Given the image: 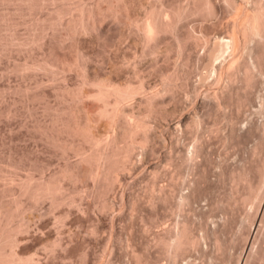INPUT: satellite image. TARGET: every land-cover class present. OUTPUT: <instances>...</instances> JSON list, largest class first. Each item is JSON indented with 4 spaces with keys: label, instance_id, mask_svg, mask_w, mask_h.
Wrapping results in <instances>:
<instances>
[{
    "label": "rangeland",
    "instance_id": "1",
    "mask_svg": "<svg viewBox=\"0 0 264 264\" xmlns=\"http://www.w3.org/2000/svg\"><path fill=\"white\" fill-rule=\"evenodd\" d=\"M5 1L0 0V36L3 38H0V45L3 42V44L6 45L5 47L9 44H11V46H9L10 48L7 47L8 49H3V52L2 48L5 47H3V44L0 46V180L2 181H0V195L3 192L5 196L7 194V196L4 197L7 202H13L14 199L18 197V194L10 191V188L11 186H13L14 189L18 188L19 186L17 187V185H19L20 181L25 179L26 175H30L31 173V175L36 177L35 179H40L44 175L48 176V174L57 170L61 163L63 164V161H66L64 159L65 156L64 158L61 157L62 155L59 153L60 151L58 152V147L56 148V146L54 147L53 145H50L52 143L47 141L48 139L42 135V127L40 128V125H46L51 122V117L56 108L66 105L63 107L66 110L69 108L67 106L71 105L69 109L71 113L73 111L71 108L75 106L81 108V106H84L85 104L84 107H89L90 109L89 111V109L86 108L85 114L89 112L88 114H91L92 116H88L97 121H94L95 123H93V125H96L92 128L93 131H95L94 128H96L95 132H99L103 137L113 133L112 129H109L106 119H103V122L101 121L102 119H99L100 121L95 119L97 114H94L96 109L93 105L97 107V103L92 100L93 98L90 97L91 99L88 101L89 96H87V100L84 99L83 101V98L81 97L82 95H84L83 97H86V94L83 93V91L85 89L86 91H91L93 89L92 86V89L91 87L89 89L87 85H85L82 87L80 93L74 91V95L77 93L76 96L82 93V95H79L80 99L82 98V101H80L79 97L74 96L76 97L74 98L72 95L73 93H71V95L69 94L73 97V100L75 99L74 103H76L78 98L77 101H80L78 106L73 104V100L70 99V96L67 94V96L65 95L67 92V85H69L70 88H73L75 85L74 88L76 89V86L78 85L77 82L79 83L82 78L80 76H82V70L85 69V64L80 61H85L86 70L88 69L90 75L92 73L93 75L99 74V77L113 75L115 80L118 76L116 81L119 79L120 82L126 81V78H128L127 81H129V77L133 74L132 70L139 74L141 71L140 76H142H139L138 79L140 80L143 78L146 80L145 78H147L149 81L147 80L146 82L151 84L154 88L156 85H159L156 86V88L162 87L161 71L165 72L164 74L171 73L173 75H182V77L177 75V78L181 77L184 81L183 82L181 78H176L177 80H175V82L178 81V83L176 82L175 84L177 90L174 87L172 91L175 93V96H173L175 99L172 97L173 100L171 99V101L169 100L170 98H166L165 100L164 94V98L162 97L163 105L162 100H160L163 107L161 105L158 107L157 105L156 108H158V112H154L155 109L154 111L151 110L154 112L153 114H151V111V115L147 113V116H150H146V120L147 118L149 119L147 132L148 134L152 132L151 134H153L154 137L150 134L152 136L150 139L151 141L147 143L142 142L141 132L136 134V148L132 153L133 155H131L132 158L127 162V170H117L118 172L116 171L113 173L114 178L110 181L108 180V183L110 184L102 185V187L101 185H94L93 180H90V178L87 177V172H84L83 175L81 174V177L86 175L87 178L82 177L83 180L79 175V178L77 179L79 181L75 180L74 182L71 180V182L68 179L63 181L65 184L64 188H69L65 189V191L67 190L66 193L69 191L67 193L69 196L66 195L67 198L63 204L56 203V205H52L50 200H48L49 198L41 199L42 201L39 199V202L37 201L36 203L34 200L29 201L30 198L28 199L25 195L24 198L21 196L22 199L28 201L30 205V207L26 209L27 212L25 211L24 213V216H26L25 218L30 221L28 222L30 227L28 226L26 231L18 235V244H21L17 246V250L23 255L32 254L34 257H36V254L42 255L41 258L39 257L40 255L37 257L40 259L41 264H43L42 262H44V264H240L241 261L238 259L241 256V258H244L246 251V264H264V58H262V56L264 57V43L261 41L258 42L257 38L252 39V42H250L249 37L251 36V33L248 29L246 30L249 33H242L241 30L239 32V29L244 26V24H242L243 17L247 12H250L248 13L250 15L255 12L256 0H210L211 3L214 2V7L212 6L213 9H206L214 11V8H216L214 13L208 11L209 14L204 11V14H209L208 17L210 18H205L207 16H203V18L201 17L203 15L202 10L205 8L199 10V13L196 12L195 15L190 14L189 17L186 16L183 21L186 20L181 23L184 27L180 24L183 28L180 26L181 29H179L182 31L179 34H186L189 29V32L193 31V35H189L190 37L192 36L190 40L187 35H185L187 37L184 39L187 40L185 47L187 44L189 52H187V47L184 48V51L186 50L188 56H184L185 53L179 54L174 46L168 48V45L170 44H168L167 41H169L170 38L166 36L170 33L166 34L164 38L165 41L167 39L169 40H167L166 43L162 40L161 47L159 44V49L161 51L158 49V53L154 54L146 53V49L142 44L139 45L141 42L138 39H134L135 34H133V30H131L133 28H129L131 26L129 24L130 22H128L125 17L132 19L136 16L138 17V15L139 17L141 15L143 16L147 10L146 5L147 2L149 3V0H141L145 4L143 7L146 10L142 8L140 3L136 5L140 0H134V3L131 2L133 5L129 0L127 5L131 4V7L130 5L127 6V10L129 11L131 8L130 17L128 14H124V12L128 13L126 8L124 9L125 11H122L124 16L121 17L122 14L120 15L121 18L117 16L118 19L120 18L121 20L113 19V16L111 17V15L108 14V16H100L98 19L99 21L97 20L98 22L96 21L97 23L95 24L97 31H92V29H94L92 27V29L89 28L91 32L89 30H86L87 32H79L72 36L73 38L70 37L66 40L63 39V37H60L58 31L53 33L51 28H47V32L46 29L43 30V39L39 38L38 41H33L35 44H33L28 38H30L29 36L31 35L33 36L32 33H34L37 28L32 30L31 33V24L29 23L33 22L38 24V29L35 32L37 35L40 32L39 27L42 24L44 17H46L48 11L50 13L53 11L51 9L56 7V5L54 6V3L56 2L52 3L53 6L50 2L48 5L44 2L47 6L43 4L44 6L42 7V4L40 3V6L36 5V8L34 6H32L34 8H30L28 7L29 4L25 7L27 4H24L26 3L24 0H22L24 1L23 3L20 0L19 2L18 0H9L10 4L9 2L5 3ZM86 1L87 0H85V2ZM90 1L93 0H89L87 3ZM193 1L194 0H191V4L197 0ZM165 2L170 1L165 0ZM189 2L190 0H179V3L183 5H186ZM260 2L263 3V0ZM150 3L155 4L156 1L150 0ZM49 4H51V6ZM133 6H135V8L132 9ZM189 6H191L190 3ZM133 11H139V14L136 13V15H134ZM200 13L202 14L201 16H199ZM1 14L5 16L3 20ZM101 21L103 23H100ZM235 30L236 32H239L238 34L243 42L244 39H246V41L249 39L247 42L254 46L255 57H258L260 54L259 60L262 59L257 61L256 57V63H259L260 65L256 64V67L252 65L253 67H250L252 70L250 74H245V64L242 63H250L249 65H251V60L253 61V59L248 57L249 55H247V52L244 50V53H242L244 55H240V60L238 61L239 64H237L238 66L234 67V70L231 69V72H227L229 76L225 73L220 79L218 76L219 74L217 73L219 72L217 71L219 69L212 71L208 70L205 66L209 50L208 47L210 45L212 46L218 39L228 40ZM134 33L137 34V32ZM244 33H247L248 36L247 34L243 35ZM10 35L13 38V35H15V39L19 40L17 41L14 39V41ZM138 35L139 34H137V37L135 38H138ZM4 37H8V41L7 39H5V41ZM170 37L172 38V36ZM137 40L139 43H137ZM133 41L136 43H133ZM6 42L8 44H6ZM14 43H21L22 45L19 44V46H17L18 44L14 45ZM141 46L145 51H143L144 49L142 50ZM80 51L83 52L81 53ZM79 52L83 56V60L80 59L82 57H79ZM141 52H143V55ZM190 52L192 57H189L188 53ZM77 55L80 61L76 58ZM33 58H45L47 60L50 59V61L54 60L55 62L53 63H57V66L60 64V70L58 67H55L57 73H55V68H53L54 71H51V73H49V71L35 70L38 71L37 73L35 72V74L34 72L29 73L32 71L31 69L20 70H25L26 72L29 71L25 73V75H23V72H18L19 70L17 71V69L15 71L13 70L16 66L14 65L15 62H17L15 64L21 65L24 60L30 62ZM225 58L217 59V66H220L221 62H227L229 57L225 56ZM76 59L77 61H75ZM67 61L74 63V66L72 64V67H70V62L67 63ZM20 62L21 64H18ZM78 62H80V64L82 63L81 65H83V69H81L82 66L80 68ZM65 63L69 64L66 65L71 68H69L70 70L65 66ZM77 63L78 66H76ZM133 63L137 64L134 66ZM61 65L65 66L67 70H65V68L64 71L61 70L63 69ZM114 65L117 68L120 66V69H124L125 73L118 68L120 72H118V74H120V76L117 73L115 74L117 69L115 70ZM137 65L139 67L138 72L135 71L138 68L136 67ZM87 66L90 69L87 68ZM133 66L136 68L132 69ZM98 67H101L103 72L101 71V68L99 69ZM112 68H114V71ZM128 69L131 70V73L130 71L127 72ZM62 71L63 73H58ZM53 72L54 75L52 74ZM126 72L130 75H126ZM123 73L124 75H121ZM184 75L186 77H184ZM62 76H64V79ZM204 76L205 78L202 79ZM244 76L247 78H244ZM136 77L137 75L135 76V80H138ZM214 77L215 79L218 77L219 82L217 80L218 78L216 81ZM41 80L43 83H41ZM36 81H39V83ZM150 81L156 83H151ZM132 82H134L133 84L138 83V81H134V78L132 79ZM36 83H38V86ZM61 84L64 85L63 87L67 84L65 87L66 92L64 93L61 91L63 90V88H60L62 87ZM27 86L30 87L27 89ZM25 88L29 92L25 91ZM34 89L39 90L38 93L42 92L40 95L45 91L44 94L46 97L42 95L45 98L42 97L41 99L40 96L39 100L35 99V101L34 99H28L32 92L37 91ZM75 89L70 90L68 93L73 92ZM197 89L201 90L198 91ZM172 92L170 91L171 95ZM213 92L214 95H211ZM63 94L66 97L63 96ZM61 95L63 97L62 99ZM64 97L66 98L65 100ZM168 97H170V95ZM211 97L213 99H211ZM216 98L219 101H217ZM133 100L135 101V99L129 100V104H133ZM91 101L94 102L93 105V102ZM201 101L204 103H201ZM213 101H216V103L214 104ZM217 102L219 104H217ZM47 104L49 105L48 108L46 107ZM196 104H199L200 106H197ZM14 108L17 114L16 112L15 114L12 113ZM75 109L73 117L77 121L78 117L75 115L81 113L82 110L79 109L81 110L79 111L76 109L78 111L77 113ZM163 110L166 111V113H163ZM85 114L83 113V117L80 116V118L82 117V120L84 119V116H86ZM67 115H64L66 120L68 118ZM79 115L81 114H78V116ZM182 116L186 117V121L188 122H180L179 119ZM69 119H71V117L68 118V122ZM98 122H100L98 126L102 125L101 127L99 126V129L96 124ZM183 122L186 123L183 124ZM99 133L97 134L99 135ZM195 140L197 143H194ZM80 141L81 143L79 142V145L81 144V147L83 146L87 150L90 148L88 142H83V140ZM192 142L195 144L196 148L201 145L200 152L199 148L197 150L199 152L198 154H196L197 151H194L195 153L190 151V146L193 145ZM121 143L123 144V142ZM196 144H198V147ZM152 147L157 148L156 151L151 149L155 154L149 150V148ZM90 149H92V147ZM184 150H186L184 154L187 153V160L186 157L182 160ZM69 152L67 153V161H69L68 158L72 162L76 161L78 157L76 153H73V151ZM188 152L191 154H188ZM193 154H195L196 157L192 158L194 156ZM187 155H190L192 159ZM13 160L14 162L16 161V163H13ZM150 162H152L154 166L149 164ZM85 164L82 163L79 166V169L81 167V170L86 171L84 167H87V165ZM33 165L35 168H33ZM41 166L43 168H40ZM155 166L156 168H154ZM79 173H81L80 170ZM92 189L93 192H91ZM161 190L164 192H161ZM168 192L171 194H168ZM182 192L185 193V195L189 192L190 195L187 196L189 201L186 200L184 205L179 207L178 211L176 207L178 201L181 199ZM165 194L167 196H165ZM68 197H73V201L75 199L78 204H74L75 201L73 203L71 199V206H69L70 203H68V201L70 200ZM104 201L108 206L103 207ZM66 202L68 204H66ZM68 210L70 211L68 212ZM61 214H64L63 220ZM154 220H156V223L158 221V223L150 226V229L149 225ZM183 220L187 223L185 225L187 226L186 229L190 226V229H187V233L191 234L193 239L195 236L196 241H194L195 244L192 243L190 247H188L189 244H186V247L184 245L187 250L182 251V247L180 250V252H182L180 256L178 254L175 259H172L170 255V257H168V254L166 255V253H163L162 245L160 243L158 244L155 239L159 236V232H165L163 229L166 227L168 228L170 225L174 226V223L176 224L177 221L182 224ZM146 226L148 228H146ZM155 232L158 233L156 234ZM189 234H187L188 237H190ZM57 238L62 241V245L60 244L61 241H58L59 239ZM248 238L250 244L248 248H245V242L249 241ZM51 240H53V242ZM50 241L52 242V246L49 244ZM55 241L59 242V245H56V247L53 246ZM151 242L154 243V245ZM46 245L50 252L43 247ZM49 246H51L52 249L51 247L49 248ZM53 248L54 250L56 249V253H54ZM50 249L53 250V252ZM137 254H139L138 258L136 257ZM54 256H57L59 259ZM65 260L66 262L68 261V263H66Z\"/></svg>",
    "mask_w": 264,
    "mask_h": 264
},
{
    "label": "bare ground",
    "instance_id": "2",
    "mask_svg": "<svg viewBox=\"0 0 264 264\" xmlns=\"http://www.w3.org/2000/svg\"><path fill=\"white\" fill-rule=\"evenodd\" d=\"M3 1V0H2ZM5 1V0H4ZM12 1V0H11ZM22 3L25 1L26 3H24V4H27V5H25V7L26 6H28V4H29V6L28 7H32V6H40V3L42 4L41 6L43 7L44 5H48V3L50 2L51 4L53 3V2H56V3H54V6L56 5V7L54 8V9H51V10H53L51 13L48 11L47 12V15H46V17H44V20H43V22H42V24L40 25V27H39V29H40V32H39V30H38V34L36 35V31H37V29H38V24L37 23H33V22H31V23H29V24H31L30 26H31V33H32V30H35L36 28V31L34 32V33H32L33 34V36L31 37V36H29L30 38H28V39H30L32 42L33 41H38V39L40 38H42V37H44L43 36V34H44V31L43 30H45L46 29V32L48 31V29L47 28H51L52 30H53V33H55V31H58V34L60 33V37H63V39H67V38H73L72 36H74L76 33H79V32H84V31H86V30H89V28L90 29H92V27L94 28V29H92V31L93 30H96L97 28H95V24L99 21L98 19L100 18V16L102 17V16H108V15H111V17L113 18V19H117V20H121L120 18L122 17V16H124V14H128L129 15V17H130V10H131V8H130V10L128 11L127 10V6H129L130 5V7H131V2H133L134 3V0H130V3L131 4H128L127 5V2L129 1V0H93V1H90L89 3H87V1H89V0H87L86 2H85V0H79V1H74V0H24V1H22V0H20ZM144 1V0H143ZM156 1V3L155 4H152V3H154L153 1H151L152 3H150V0H149V3L147 2V7H148V5H149V7L147 8L146 7V9L143 7L145 4L140 0V2H137V4H136V1H135V4L136 5H138L139 3L142 5V8L143 9H145L146 11H145V14L142 16L141 14V16L139 17V15H138V17L136 16L135 18H132V16H131V18L132 19H130V18H128V17H125L126 19H127V21L128 22H130L129 24L131 25L129 28H133V29H131V30H133V34H135V37H137L136 35L137 34H139L138 36V38H135L134 37V39H138L141 43H139V41L137 42V43H139V45L140 44H142V46L146 49V53H149V54H154V53H158V51L160 50L159 48L161 47V44H162V42L163 41H165L164 40V38H165V36H166V34H169V35H167L166 37H168V38H170V40L169 39H167V40H169L170 41V43H169V41H167L168 42V44H170V45H168V48H170V46H174L176 49H177V51L179 52V54L181 53V54H184V56L186 55V56H188L187 54H186V50L184 51V48H186L187 47V44H186V47H185V43H187L186 41L187 40H184V39H186V37L188 36V39L190 40L191 39V37L189 36V35H193V31L192 32H189L190 31V29H189V31H187L186 32V34H183V36H182V34H179L181 31H180V29L181 28H183L184 26H183V24H181L182 23V21H183V19L184 18H186V16H188L189 17V15L191 14V15H195V13L197 12V13H199L198 11L199 10H202L203 8H205V9H203L202 11H203V15L200 13L199 14V16H201L202 18H203V16H207V17H205V18H210V17H208V15L211 13V12H215L216 11V8H214V11H209V10H207V9H211L212 8V6L214 7V5H213V3L214 2H212L211 3V1H213V0H197L196 2H194L193 4H191V0H190V5L191 6H189V3L188 4H186V5H183V4H181V3H179V0H168V1H170V2H165V0H155ZM231 1V0H230ZM260 1H262V0H256V2L257 3H255V5H256V7H255V12H253L251 15L250 14H248V13H250V12H247V14L246 13H244V14H246L244 17H243V22H242V24H244V26L242 27V28H240L239 29V32H240V30L242 31V33L243 32H247V30L246 29H248V31L250 30V33H251V36L249 37L250 38V42H252V39H258V42L259 41H261L262 43H264V0H263V3L262 2H260ZM6 2H9V0L8 1H5V3ZM18 2H19V0H18ZM44 2H46V4H44ZM143 3V4H142ZM237 3H239V2H237ZM254 3V2H253ZM9 4H10V2H9ZM44 4V5H43ZM51 4H49L50 6H51ZM134 4V5H135ZM227 4V3H226ZM228 4H229V2H228ZM247 4V3H246ZM250 4V3H249ZM14 5V4H13ZM22 5V4H21ZM46 5V6H47ZM133 5V4H132ZM49 6V7H50ZM52 6H53V4H52ZM233 6H234V4H233ZM243 6V5H242ZM27 7V8H28ZM34 7H32V8H34ZM137 7V6H136ZM139 7H141V6H139ZM251 7V6H250ZM30 8H28V9H30ZM36 8V7H35ZM38 8V7H37ZM40 8V7H39ZM53 8V7H52ZM126 8V11L128 12V13H126V12H124V14H123V12L122 11H125L124 9ZM133 8H135V6H133L132 7V9ZM207 8V9H206ZM21 9V8H20ZM122 9V10H121ZM140 9V8H139ZM213 9V8H212ZM25 10V9H24ZM50 10V11H51ZM135 10H138V9H135ZM207 10V11H206ZM7 11V10H6ZM18 11V10H17ZM202 11H200V12H202ZM204 11L205 12H207V13H209V14H204ZM209 11V12H208ZM3 12V11H2ZM23 12V11H22ZM30 12H32V11H30ZM121 12V13H120ZM134 12V15H136V13H138L137 11L135 12V11H133ZM143 12V11H142ZM1 13V12H0ZM7 13H9V12H7ZM17 13V12H16ZM192 13H194V14H192ZM27 14V13H26ZM108 14V15H107ZM119 14V15H118ZM122 14V15H121ZM139 14V13H138ZM2 15V14H1ZM4 15H5V13H4ZM9 15V14H8ZM120 15H121V17H120ZM127 15V16H128ZM243 15V14H242ZM3 16V15H2ZM1 16V17H2ZM11 16V15H10ZM37 16V15H36ZM44 16V15H43ZM117 16H119L120 18L118 19V17ZM126 16V15H125ZM196 16H197V14H196ZM212 16V15H211ZM214 16V15H213ZM4 17L5 16H3L2 17V20L4 19ZM114 17H116V18H114ZM187 17V18H188ZM198 17V16H197ZM23 18H24V16H23ZM105 18V17H104ZM10 19V18H9ZM102 19V18H101ZM130 21H129V20ZM2 20H1V22H2ZM6 20H7V18H6ZM6 20H4V21H6ZM98 20V21H97ZM186 20V19H185ZM184 20V21H185ZM42 21V20H41ZM97 21V22H96ZM114 21V20H113ZM125 21V20H124ZM183 21V22H184ZM10 22V21H9ZM13 22V21H12ZM11 22V23H12ZM117 22V21H116ZM127 22V23H128ZM188 22V21H187ZM204 22V21H203ZM5 23V22H4ZM7 23V22H6ZM100 23H103L102 21L100 22ZM8 24V23H7ZM128 24V25H129ZM183 26H181V25ZM3 25V24H2ZM16 25V24H15ZM28 26V25H27ZM180 26H181V28H180ZM96 27H97V25H96ZM9 28H10V24H9ZM8 28V29H9ZM180 28V29H179ZM12 29V28H11ZM7 30V29H6ZM30 30V29H29ZM184 30V29H183ZM193 30H195V29H193ZM244 30V31H243ZM11 31V30H10ZM90 31V30H89ZM97 31V30H96ZM179 31V32H178ZM238 31V30H237ZM3 32V31H2ZM87 32V31H86ZM91 32V31H90ZM134 32H137V34L136 33H134ZM239 32H236V30H235V32L233 33V34H231V36H230V38L228 39V40H224V39H221V40H215L216 42L210 47L209 45V47H208V55H207V61H206V64H205V66H206V68H208V70H217V69H219V70H217V71H219V72H217L219 75V78L221 77V76H223L225 73L227 74V72L228 71H230L231 69L232 70H234L233 68L234 67H236V66H238L237 64H239V58H240V55L242 54V53H244V50H245V52H247L246 54L247 55H249L248 57H250V58H252L253 59V61L251 60V62H252V64L251 65H249L248 63H242V64H245V71H244V73L245 74H247V75H249L250 74V72L252 71L251 69H250V67L252 68L253 66H257L256 64H259V63H256V57H255V52H254V46H252V44L251 43H248L247 41H249V39H247V41H246V39H244V42H243V40L241 39V37H240V35L238 34ZM20 33V32H19ZM43 33V34H42ZM189 33V34H188ZM247 33H249V32H247ZM246 33V34H247ZM8 34V33H7ZM12 34V33H11ZM14 34V33H13ZM42 34V35H41ZM57 34V33H56ZM81 34V33H80ZM87 34V33H86ZM132 34V33H131ZM196 34V33H195ZM194 34V35H195ZM245 33L243 34V35H246ZM54 35V34H53ZM62 35V36H61ZM90 35H91V33H90ZM99 35V34H98ZM97 35V36H98ZM102 35V34H101ZM130 35V34H129ZM185 35H187V36H185ZM2 36H3V34H2ZM11 36V35H10ZM14 36V38L11 36V38H13V40L15 39V35H13ZM27 36V35H26ZM56 36V35H55ZM170 36H172V38H173V40H172V38L170 37ZM247 36H248V34H247ZM246 36V37H247ZM17 37V36H16ZM47 37V36H46ZM59 37V36H58ZM60 37H59V39H60ZM131 37H133V36H131ZM197 37V36H196ZM245 37V36H244ZM0 38H2L1 36H0ZM10 38V39H11ZM74 38H76V37H74ZM218 38V37H217ZM3 39V38H2ZM1 39V40H2ZM5 39H7V41H8V37L7 38H5L4 37V40ZM27 39V40H28ZM43 39V38H42ZM56 39V38H55ZM63 39H61V40H63ZM102 39V38H101ZM105 39V38H104ZM199 39V38H198ZM4 40H2V41H4ZM13 40L11 39V41L13 42ZM15 40H19V39H15ZM14 40V41H15ZM29 40V41H30ZM69 40V39H68ZM77 40V39H76ZM75 40V41H76ZM133 40V39H132ZM163 40V41H162ZM6 41V40H5ZM10 41V40H9ZM166 41H165V43H166ZM221 41V42H220ZM26 42H28V41H26ZM31 42V43H32ZM35 42H33V44H35ZM40 42H41V40H40ZM63 42H66V41H63ZM135 41H133V43H134ZM173 42V43H172ZM256 42V41H255ZM5 43V42H4ZM10 43V42H9ZM23 43V42H22ZM39 43V42H38ZM61 43H62V41H61ZM104 43V42H103ZM105 43H106V41H105ZM136 43V42H135ZM172 43V44H171ZM194 43V42H193ZM261 43V44H262ZM2 44H3V42H2ZM1 44V45H2ZM6 44H8L7 42H6ZM13 44V43H12ZM15 44H18V43H14V45ZM19 44H21V43H19ZM19 44L17 45V46H19ZM55 44V43H54ZM76 44V43H75ZM159 44H160V47H159ZM0 45V46H1ZM22 45V44H21ZM29 45H32V44H29ZM56 45V44H55ZM69 45V44H68ZM106 45V44H105ZM136 45V44H135ZM138 45V44H137ZM190 45V44H189ZM259 45V44H258ZM263 45V44H262ZM6 45L5 44H3V47H5ZM9 46H11V44H9L7 47H9ZM25 46V45H24ZM132 46V45H131ZM142 46H141V48H142ZM7 47H5V48H2V52L4 51L3 49H8ZM13 47H15V46H13ZM69 47H71V46H69ZM73 47V46H72ZM258 47V46H257ZM10 48V47H9ZM16 48V47H15ZM21 48V47H20ZM144 48H142V50L144 49ZM166 48V47H165ZM14 49V48H13ZM145 49L143 50V51H145ZM159 49V50H158ZM173 49V48H172ZM187 49V52H189L188 51V47L186 48ZM190 49V48H189ZM264 49V48H263ZM78 50H80V49H78ZM167 50V49H166ZM165 50V51H166ZM171 50V49H170ZM259 50V49H258ZM161 51V50H160ZM184 51V52H183ZM81 52V51H80ZM79 52V53H80ZM83 52V51H82ZM81 52V53H82ZM183 52V53H182ZM192 52V51H191ZM191 52L190 53H188L189 54V57H192V54H191ZM261 52V51H260ZM262 52H263V50H262ZM78 53V54H79ZM81 53L79 54V57L81 56L82 58H80V59H82L83 60V56L81 55ZM142 53V55H143V52H141ZM145 53V54H146ZM160 53V52H159ZM168 53V52H167ZM31 55V54H30ZM141 55V54H140ZM158 55V54H157ZM168 55V54H167ZM242 55H244V54H242ZM258 55V54H257ZM225 56H228L229 57V59H228V61L227 62H225V63H223V62H221L220 63V66H217V63H216V61H218L219 60V58H225ZM260 56V54L258 55V57H257V61H260L262 58H264L263 56H262V58L259 60V57ZM31 57V56H30ZM51 57V56H50ZM188 57V58H189ZM28 58V57H27ZM76 58H78V55H77V57ZM187 58V57H186ZM227 58V57H226ZM225 58V59H226ZM55 59V58H54ZM56 59H57V57H56ZM79 59V58H78ZM80 59L78 60V61H80ZM85 59V58H84ZM189 59H191V58H189ZM218 59V60H217ZM242 59V58H241ZM28 60H30V59H28ZM27 60V61H28ZM224 60V59H223ZM59 61V60H58ZM62 61V60H61ZM66 61V60H65ZM72 61V60H71ZM75 61H77V59L75 60ZM157 61V60H156ZM155 61V62H156ZM53 62H55L54 60L53 61H50V59L49 60H47V59H35V58H33V59H31L30 60V62H26V60H24V62H22V64H21V62L20 63H18V64H21V65H17V64H15V63H17V62H15L14 63V65H16L15 67H14V65H13V70L15 71L16 69H17V71L18 72H23L22 74L23 75H25V73H27V72H29V71H20V70H23V69H31L32 71H30L29 73H33L34 72V74H35V72L37 73L38 71H35V70H43V71H49V73H51V71H54L55 70V73H57L56 72V68L55 67H58V69H59V67H60V64H58L59 66H57V63L55 64V63H53ZM68 62H70V61H67V63ZM80 62H82L83 64H85L84 66H85V69H83V65H81L80 64ZM80 62H78L80 65V68H81V66H82V68L81 69H83L82 70V74L80 73V72H78V73H80L82 76H80V77H82L81 79H80V81H79V83L77 82V86H76V89L74 88L75 87V85H74V87L72 88H70V86L69 85H67L68 87H69V89H68V87H66V85H65V87L68 89H66V91H65V87H63L64 85L63 84H61V86L62 87H60V88H63V90H61V91H63L62 93H64V92H66L65 93V95L67 94L68 96H70L71 95V93H73L72 95H73V97L74 96H76L77 95V93H80L81 92V90H82V87H84L85 85H87V87L90 89V87L92 86L93 87V89H92V87H91V91H86V89L83 91V93H85L86 94V97H83L84 95H82V93L81 94H79V95H82L81 97L83 98V101H84V99L85 100H87V96H89V98H88V101H89V99H91L90 97H92L93 99L92 100H94V102L95 103H97V107L95 106V105H93L94 104V102L93 101H91V102H93L92 103V105L94 106V108L96 109V112H94V114H97V117H95V119H102L101 121L103 122L104 120L103 119H106L107 120V123H108V127H109V129H112V131H113V133L112 134H110V135H107V136H104L103 137V135H101L99 132H97V133H99V135L95 132L96 131V128H94L95 129V131H93V127L94 126H96L95 124L93 125V123H95V122H97L96 120H94V118L92 119L91 117H89L90 115L88 114L89 112H87V114H85L86 113V108H88L89 109V107H84L85 106V104H84V106H83V108H82V106H81V108H77L76 106L75 107H73V108H71L72 110V112L70 113V106H67V107H69L68 109H66L65 110V108H63V107H65L64 105H63V107H59V108H56L54 111V114L52 115V117H51V122L49 123V124H46V125H40V128L42 127V135H44L45 137H46V139H48L47 141H49V142H51L52 144H50V145H53L54 147L56 146V148L58 147V152L62 155L61 157H63L64 158V156H65V160L66 161H63V164L61 163V165L58 167V169L57 170H55V171H53V172H51L50 174H48V176H43L42 178H40V179H35L36 177H34L33 175H31V173H30V175H26V177H25V179L24 180H22V181H20V183H19V185H17V187L18 188H15L14 189V187L13 186H11V188H10V191H12V192H14V193H16V194H18V197L16 198V199H14V201L13 202H7V201H5V198L4 197H6L7 196V194H6V196H5V194H3L2 192V194L0 195V264H41V262H40V259L39 258H37L38 257V255H40V254H36V257H34V255H23V254H21L18 250H17V246L18 245H20L21 243H19L18 244V242H19V237H18V235L19 234H22L24 231H26L27 229H28V226L30 227V225L28 224V222H30L29 220H27V218H25L26 216H24V213H25V211H26V209L27 208H29L30 207V205H29V203H28V201H26V200H24V199H22V197L24 198V195L25 196H27L28 197V199L30 198V200L29 201H31V200H34V202H36L37 203V201L40 199H45V198H49L48 200H50V203L53 205V204H55L56 205V203L57 204H59V203H62L63 204V202H65L66 201V198H67V196H69V195H67V193L69 192H67L66 193V191H65V189L66 188H68V187H66V188H64V186H65V184L63 183V181H66V179H68V180H73L74 182H75V180H77L78 178H79V175H80V177H81V174L83 175L84 174V172H87V177L88 178H90V180H93V183H94V185H101V187H102V185H105V184H110V183H108L111 179H113L114 178V176H113V173H115L117 170H119V171H122V170H127V162H129L130 161V158H132L131 157V155H133L132 153L134 152V149L136 148L135 146H136V143H137V141H136V139H135V137H136V134H138L139 132H141L142 134V142H150L151 140V137L153 136V134H148V132H147V130H148V127H149V119L147 118V120H146V116H147V113H149V115H151V114H153L154 112H158V108H156V106L158 105V107H160L159 105H161V103H160V100H162V105H163V98L165 97V100H166V98L167 99H169L170 101H171V99L173 100V96H175V93L174 92H172L173 91V89H174V87H175V84H176V82L178 83V81H176L175 82V80H177L178 78H177V75L178 76H181L182 77V75H179V74H177V73H175V74H177V75H173V74H164L165 72H163V71H161L160 73V75L162 76H160L161 78V81H162V87H161V85H160V87L161 88H156V86H159V85H156L155 86V88L154 87H152L151 86V84H148V82H146L148 79L147 78H145L146 80H144L143 78H141L140 80L138 79L139 78V76H140V74H141V71H140V74L139 73H136V72H134V70H132L133 71V74H131V76L130 77H133L135 74L137 75V77H136V79H138V80H135V76L133 77L134 78V81H138V83L137 84H133L134 82H132V79L133 78H130L129 77V81H127V79L128 78H126V81H123V79H124V77H123V79H122V77H121V79H122V81L123 82H120L119 81V79H118V81H116L117 80V77H116V80L113 78V75H111V76H106V77H102L101 75V77H99L98 75H93V73L90 75L89 74V71H88V69L86 70V63H84L83 61H80ZM125 62V61H124ZM135 62V61H134ZM137 62V61H136ZM188 62V61H187ZM246 62V61H245ZM67 63H65V66L66 67H68L67 65H69L70 64V67H72V64H73V66H74V63H69V64H67ZM78 63H77V65L76 66H78ZM158 63V62H157ZM264 63V62H263ZM54 64H55V66H54ZM62 64V63H61ZM67 64V65H66ZM134 64V66H135V64H137V63H133ZM151 64V63H150ZM63 65V64H62ZM61 65V67L63 68V69H61V70H63L64 71V68H65V66H62ZM122 65V64H121ZM186 65V64H185ZM253 65V66H252ZM260 65V64H259ZM134 66L132 67V69H135L136 67H138V65L134 68ZM70 67H68V70H70L71 68ZM114 67H115V70L117 69V71H115V74L117 73L118 74V72H119V69H120V66L117 68L115 65H114ZM123 67V66H122ZM121 67V68H122ZM125 67V66H124ZM179 67V66H178ZM183 67V66H182ZM185 67V66H184ZM219 67V68H218ZM259 67V66H258ZM53 68H55L54 70H53ZM70 68V69H69ZM77 68V67H76ZM79 68V67H78ZM87 68H89L88 66H87ZM99 68V67H98ZM101 68V67H100ZM99 68V69H100ZM239 68V67H238ZM242 68V67H241ZM90 69V68H89ZM113 69V71H114V68H112ZM138 69H139V67L137 68V70H135V71H137L138 72ZM146 69V68H145ZM254 69V68H253ZM34 70V71H33ZM60 70V69H59ZM65 70H67L66 68H65ZM85 70V71H84ZM95 70V69H94ZM103 69L101 68V71H102ZM122 69H120V71H121ZM170 70V69H169ZM179 70V69H178ZM236 70H239V69H236ZM244 70V69H243ZM256 70V69H255ZM254 70V71H255ZM58 71V70H57ZM63 71L62 72H58V73H63ZM87 71V72H86ZM110 71H112V70H110ZM122 71H124V69L122 70ZM127 71V70H126ZM130 71V73H131V70H129L128 69V71L127 72H129ZM148 71V70H147ZM211 71V72H212ZM91 72V71H90ZM103 72V71H102ZM127 72H126V75H130L129 73L127 74ZM163 72V73H162ZM173 72V71H172ZM177 72V71H176ZM231 72V71H230ZM235 72V71H234ZM94 73H96V72H94ZM99 73V72H98ZM120 73V72H119ZM122 73V72H121ZM124 73H125V71H124ZM124 73L123 74H121V75H124ZM146 73V72H145ZM183 73V72H182ZM185 73V72H184ZM53 75H54V72L52 73ZM110 74H111V72H110ZM114 74V73H113ZM213 74V73H212ZM215 74V73H214ZM230 74V73H229ZM234 74V73H233ZM232 74V75H233ZM244 74V75H245ZM105 75H108V74H105ZM119 76H120V74H118ZM133 75V76H132ZM204 75V74H203ZM217 75V74H216ZM228 75V74H227ZM116 76V75H115ZM142 76V75H141ZM140 76V77H141ZM210 76V75H209ZM229 76V75H228ZM253 76V75H252ZM63 77V79H64V76H62ZM143 77H144V75H143ZM180 77V78H181ZM184 77H186L185 75H184ZM26 78V77H25ZM66 78V77H65ZM78 78V77H77ZM120 78V77H119ZM177 78V79H176ZM179 78V79H180ZM205 78V76L202 78V79H204ZM218 78V77H217ZM216 78V79H217ZM219 78L217 79L218 80V82H219ZM223 78V77H222ZM244 78H247V77H245L244 76ZM248 78H249V76H248ZM252 78V77H251ZM183 79H185V78H183ZM208 79V78H207ZM214 79H215V77H214ZM215 79V80H216ZM221 79V78H220ZM53 80V79H52ZM66 80V79H65ZM181 80H182V78H181ZM186 80V79H185ZM214 80V81H215ZM216 80V81H217ZM42 81V80H41ZM78 81V80H77ZM149 81V80H148ZM183 81V80H182ZM246 81H247V79H246ZM36 82H38L39 83V81H36ZM54 82V81H53ZM58 82V81H57ZM151 83L152 82H154V81H150ZM149 82V83H150ZM158 82H160V81H158ZM181 82V81H180ZM184 82V81H183ZM217 82V83H218ZM38 83H36V85L38 86ZM41 83H43V81L41 82ZM64 83V82H63ZM136 83V82H135ZM154 83H156V82H154ZM186 83V82H185ZM65 84V83H64ZM157 84H159V83H157ZM182 84V83H181ZM35 85V86H36ZM39 85H41V84H39ZM60 85V84H59ZM218 85V84H217ZM153 86H154V84H153ZM176 86H179V85H176ZM14 87V86H13ZM20 87V86H19ZM23 87V86H22ZM21 87V88H22ZM28 87H30V86H27L26 88L28 89ZM42 87V86H41ZM21 88H19V89H21ZM26 88L24 89L25 91H28V90H26ZM44 88V87H43ZM42 88V89H43ZM87 88V89H88ZM198 88V87H197ZM31 89V88H30ZM39 89V88H38ZM72 89H75V90H73V92H70V93H68L70 90H72ZM175 89H176V87H175ZM23 90V89H22ZM34 90H37V89H34ZM45 90V89H44ZM56 90V89H55ZM177 90V89H176ZM198 90V89H197ZM201 90V89H200ZM200 90H198V91H200ZM38 91L39 90H37L36 92H32V94H30V97L28 98V99H34V101H35V99H37V100H39V98H40V96H41V99H42V97H44L45 96V94H44V92H43V94L42 95H44V96H42V95H40V93H42V92H39L38 93ZM58 91V90H57ZM74 91L75 92H77V93H75L76 95H74ZM86 91V92H85ZM170 91L172 92V95L170 94ZM195 91H196V89H195ZM29 92V91H28ZM169 93V95H170V97H168L169 95H168V93ZM20 93V92H19ZM166 93H167V97H166ZM173 93H174V95H173ZM198 93V92H197ZM201 93V92H200ZM58 94V93H57ZM70 94V95H69ZM165 94V96L163 97V95ZM199 94V93H198ZM214 95V92L213 93H211V95ZM22 95V94H21ZM64 94H63V96H65ZM66 95V96H67ZM79 95L78 96H76V97H79ZM206 95V94H205ZM207 95H208V93H207ZM29 96V95H28ZM65 96V97H66ZM196 96V95H195ZM198 96H200V95H198ZM209 96H210V94H209ZM215 96H216V94H215ZM22 97V96H21ZM46 97V96H45ZM44 97V98H45ZM59 97V96H58ZM64 97V100L66 99ZM71 97V96H70ZM69 97V98H70ZM73 97H71L70 99L71 100H73L72 98ZM76 97H74V98H76ZM163 97V98H162ZM173 97V98H172ZM204 97V96H203ZM213 97V96H212ZM211 97V99H213ZM217 98H218V96H216ZM60 98V97H59ZM63 97H62V95H61V99H62ZM68 98V99H69ZM82 98L80 99V97H79V99H80V101H82ZM162 98V99H161ZM199 98V97H198ZM216 98V99H217ZM132 99H135V101L134 102H132L133 104H129V100H132ZM175 99V98H174ZM201 99V98H200ZM210 99V98H209ZM215 99V98H214ZM24 100V99H23ZM77 100H78V98H77ZM76 100V103H74V101H75V99L73 100V104H76L77 106H78V104H80L78 101ZM164 100V101H165ZM195 100V99H194ZM44 101H45V99H44ZM196 101V100H195ZM205 101V100H204ZM211 101V100H210ZM217 101H219L218 99H217ZM16 102V101H15ZM131 102V101H130ZM197 102V101H196ZM214 102V104L216 103V101H213ZM71 103V102H70ZM82 103V102H81ZM160 103V104H159ZM164 103H166V102H164ZM194 103V102H193ZM198 103V102H197ZM201 103H204V102H202L201 101ZM212 103V102H211ZM66 104V103H65ZM68 104H69V102H68ZM72 104V103H71ZM89 104H90V102H89ZM217 104H219L218 102H217ZM161 105V106H162ZM197 105V104H196ZM199 105V104H198ZM197 105V106H198ZM14 106V105H13ZM89 106H91V105H89ZM200 106V105H199ZM217 106V105H216ZM47 108L49 107V105L47 104V106H46ZM92 107V106H91ZM130 108V109H128V108ZM132 107V108H131ZM163 107V106H162ZM16 108V107H15ZM15 108H14V112L12 111V109H11V111H12V113H14L15 114V112H16V110H15ZM50 108H52V107H50ZM81 109L82 110V112L81 113H78V111L76 110V109ZM134 108H136V109H134ZM17 109V108H16ZM74 109L77 111V113L78 114H81V115H79L78 116V114H74L75 116H77L78 117V119H79V121H78V119H77V121H76V119H74V117H73V112L75 113V111H74ZM91 109H93V108H91ZM156 109V110H155ZM81 110H79V111H81ZM84 110H85V112H84ZM154 111V112H152V111ZM18 111V110H17ZM88 111V110H87ZM89 111H90V109H89ZM152 113H151V112ZM164 111V110H163ZM162 111V112H163ZM68 112H69V114H68ZM68 115H67V114ZM83 113L86 115V116H84V119L82 120V115H83ZM91 113V112H90ZM151 113V114H150ZM163 113H166V111H164ZM162 113V114H163ZM16 114H17V112H16ZM63 114V115H62ZM72 114V115H71ZM92 114H93V112H92ZM94 114H93V117H94ZM64 115H67V117L69 118V117H71V119H69V122L71 123L73 120V122L70 124L69 122H68V118H67V120H66V117L64 116ZM89 115V116H88ZM165 115V114H164ZM184 115V114H183ZM80 116H82L81 118H80ZM92 116V115H91ZM96 116V115H95ZM157 116V115H156ZM158 116H160V115H158ZM163 116V115H162ZM161 116V117H162ZM167 116V115H166ZM169 116V115H168ZM65 117V118H64ZM147 117H150V116H147ZM165 117V116H164ZM186 117H187V115H186ZM186 117H181L179 120H180V122L181 121H186ZM76 118V117H75ZM81 119V120H80ZM72 120V121H71ZM99 120V121H100ZM106 120H105V122H106ZM188 120V119H187ZM95 121V122H94ZM178 121V120H177ZM101 122V123H102ZM179 122V121H178ZM186 122H188V121H186ZM185 122V123H186ZM74 123V124H73ZM151 123V122H150ZM184 122H183V124H185ZM73 124V125H72ZM97 124V126H98V124H100V122H98V123H96ZM103 124V123H102ZM182 124V123H181ZM100 127L102 126V125H99ZM99 126H98V129H99ZM152 127V126H151ZM105 129V128H104ZM150 129V128H149ZM98 131V130H97ZM108 131V130H107ZM111 132V131H110ZM106 135V134H105ZM43 136V137H44ZM154 137V136H153ZM156 137V136H155ZM195 138V137H194ZM193 138V139H194ZM196 139H198V138H196ZM80 140H83V142H88V145H90V148L92 147V149H86V148H84L83 146L81 147V144L79 145V142L81 143V141ZM82 142V143H83ZM121 142H123V144L121 143ZM139 142V141H138ZM141 142V143H142ZM197 143V141L195 140L194 141V143ZM146 143V144H147ZM155 143V142H154ZM191 143V142H190ZM193 143V142H192ZM193 143V145L192 146H190V151L193 153L194 151H197L198 150V148H199V152H200V150H201V145H200V147H198V144H196L197 145V147L198 148H196V146H195V144ZM156 145H158V144H156ZM139 146V145H138ZM153 146V145H152ZM157 147V146H156ZM156 147H152V148H149V150H155L156 151ZM56 148H54V149H56ZM151 150V152H154V151H152ZM72 152L73 151V153L75 152L76 153V155L78 156L77 157V159H76V161H74V162H72V161H70V159L68 158V160L69 161H67V157H68V155H67V153L68 152ZM186 150H184L183 151V154H182V157H183V159L182 160H184V158L186 157V154L187 153H185L184 154V152H185ZM188 151V150H187ZM69 152V153H70ZM150 152V151H149ZM198 151L196 152V154H198L199 153ZM195 153V152H194ZM153 154V153H152ZM154 154H155V152H154ZM179 154V153H178ZM188 154H191V153H189L188 152ZM181 155V154H180ZM194 156L192 157V158H194V157H196V155L195 154H193ZM20 156V155H19ZM176 156V155H175ZM187 156H190V155H187ZM15 157H16V155H15ZM180 157V156H179ZM32 158V157H31ZM34 158V157H33ZM181 158V157H180ZM191 158V156H190V159H192ZM17 159V158H16ZM36 159V158H35ZM189 159V158H188ZM189 159V160H190ZM62 160V159H61ZM186 160H187V157H186ZM38 161V160H37ZM21 162V161H20ZM19 162V163H20ZM23 162V161H22ZM42 162V161H41ZM148 162V161H147ZM171 162V161H170ZM197 162V161H196ZM13 163H16V161L14 162V160H13ZM37 163V162H36ZM82 163H86L85 165H87V167H84L85 169H86V171L84 170H81V167H80V169H79V166L82 164ZM180 163V162H179ZM186 163V162H185ZM7 164V163H6ZM33 164V163H32ZM35 164V163H34ZM149 164H151V165H153V163L152 162H150ZM183 164H184V161H183ZM195 164V163H194ZM14 165V164H13ZM17 165V164H16ZM37 165H38V163H37ZM45 165V164H44ZM186 165V164H185ZM12 166V165H11ZM24 166V165H23ZM34 166V165H33ZM35 166H36V164H35ZM35 166L33 167V168H35ZM148 166V165H147ZM154 166V165H153ZM180 166H181V164H180ZM187 166V165H186ZM264 166V165H263ZM26 167V166H25ZM185 167V166H184ZM32 168V169H33ZM39 168V167H38ZM40 168H43L42 166L40 167ZM39 168V169H40ZM154 168H156V166L154 167ZM2 169V168H1ZM79 170L81 171V173H79ZM154 170V169H153ZM158 170V169H157ZM40 171V170H39ZM9 172V171H8ZM118 172V171H117ZM124 172V171H123ZM132 172V171H131ZM156 172V171H155ZM159 173V172H158ZM175 173V172H174ZM5 175V174H4ZM153 175V174H152ZM181 175V174H180ZM183 175V174H182ZM3 176V175H2ZM41 176H42V174H41ZM154 176H155V174H154ZM83 177V176H82ZM81 177V179L83 180V178L84 177H86V175L82 178ZM86 177V178H87ZM151 177V176H150ZM156 177V176H155ZM154 177V178H155ZM159 177V176H158ZM183 177H184V175H183ZM153 178V179H154ZM174 178V177H173ZM16 179V178H15ZM185 179V178H184ZM20 180V179H19ZM109 180V181H108ZM1 181V180H0ZM77 181H79V180H77ZM76 181V182H77ZM113 181V180H112ZM184 181V180H183ZM191 181V180H190ZM2 182V181H1ZM72 182V181H71ZM81 182V181H80ZM153 182H154V180H153ZM178 182V181H177ZM155 183V182H154ZM16 184V183H15ZM153 184V183H152ZM189 184V183H188ZM186 185V184H185ZM8 186V185H7ZM10 186V185H9ZM75 186V185H74ZM3 187V186H2ZM16 187V186H15ZM97 187V186H96ZM106 187V186H105ZM94 188V187H93ZM162 188V187H161ZM160 188V189H161ZM69 189V188H68ZM106 189V188H105ZM152 189V188H151ZM157 189V188H156ZM4 190V189H3ZM2 190V191H3ZM97 190V189H96ZM101 190V189H100ZM163 190V189H162ZM161 190V192H164V191H162ZM171 190V189H170ZM64 191H65V193H64ZM166 191V190H165ZM181 191V190H180ZM76 192V191H75ZM91 192H93V189H92V191ZM106 192V191H105ZM104 192V193H105ZM7 193V192H6ZM11 193V192H10ZM13 193V194H14ZM72 193V192H71ZM103 193V194H104ZM152 193V192H151ZM175 193V192H174ZM183 193V192H182ZM74 194V193H73ZM98 194V193H97ZM163 194V193H162ZM168 194H171V193H169L168 192ZM173 194V193H172ZM10 195H12V194H10ZM67 195V196H66ZM106 195V194H105ZM180 195V194H179ZM190 194H189V192H188V194H186L185 195V193H183L182 195H181V199L178 201V203H177V210L179 209V207H182V205H184V203H185V201L187 200V201H189V198L187 199V196H189ZM17 196V195H16ZM22 196V197H21ZM71 196V195H70ZM102 196V195H101ZM150 196V195H149ZM165 196H167L166 194H165ZM164 196V197H165ZM177 196V195H176ZM193 196V195H192ZM191 196V197H192ZM15 197V196H14ZM95 197V196H94ZM154 197V196H153ZM171 197V196H170ZM190 197V198H191ZM69 198V197H68ZM73 198V197H72ZM71 197L69 198V200L70 201H68V203H70V202H72L73 201V199H72ZM151 198V197H150ZM8 199V198H7ZM6 199V200H7ZM71 199H72V201H71ZM68 200V199H67ZM151 200V199H150ZM168 200V199H167ZM192 200V199H191ZM42 201V200H41ZM74 201H75V203H74ZM74 201H73V203L74 204H76L77 202H76V200L74 199ZM122 201V200H121ZM39 202V201H38ZM95 202V201H94ZM161 202V201H160ZM194 202V201H193ZM35 203V204H36ZM67 202H66V204H68ZM72 203V204H73ZM106 202L104 201V203H103V207H106V206H108V204L106 205L105 204ZM65 204V203H64ZM73 204V205H74ZM78 204V203H77ZM102 204V203H101ZM100 204V205H101ZM33 205V204H32ZM69 206H71V203H70V205ZM77 206V205H76ZM92 206V205H91ZM35 207V206H34ZM37 207V206H36ZM55 207V206H54ZM62 207V206H61ZM75 207V206H74ZM114 207V206H113ZM155 207H156V205H155ZM79 208V207H78ZM77 208V209H78ZM88 208V207H87ZM101 208V207H100ZM70 210H68V212H69ZM179 211V210H178ZM27 212V211H26ZM66 212V211H65ZM63 213V212H62ZM67 213V212H66ZM65 214V213H64ZM63 214V215H64ZM147 214V213H146ZM26 215V214H25ZM62 215V214H61ZM63 215H62V220H63ZM66 215V214H65ZM67 216V215H66ZM69 216V215H68ZM146 216V215H145ZM59 217H61V216H59ZM142 217V216H141ZM144 218V217H143ZM142 218V219H143ZM67 219H68V217H67ZM153 219V218H152ZM151 219V220H152ZM60 220H61V218H60ZM146 220V219H145ZM150 220V221H151ZM158 220V219H157ZM187 220V219H186ZM156 220H154L153 222H151L150 223V225H149V227L150 226H153L154 224L156 225L157 223H158V221H157V223L155 222ZM180 221V220H179ZM177 221L176 222V224L174 223V226H172V225H170V226H172V227H164L165 229H163L165 232L164 233H162V235H161V233L159 234L158 232V237L155 239V241L156 242H158V244L160 243L161 245H162V248H163V253H166V255L168 254V257H172V259L174 258L175 259V257L179 254V256H180V254L182 253V252H180V250H181V248H182V251H185V250H187V248L185 249V247L188 245V247H190V245H192V243L193 244H195L194 243V241H196V239H195V236H194V239H193V237H191V234H189V233H187V231L190 229V226L186 229V227L187 226H185L187 223H185L184 222V220H183V223L182 224H180V222H182V221ZM264 221V220H263ZM59 222H61V221H59ZM155 222V223H154ZM261 222H262V218H261ZM160 223V222H159ZM64 224V223H63ZM162 224V223H161ZM170 224V223H169ZM56 225V224H55ZM59 225H60V223H59ZM54 226V225H53ZM162 226H164V225H162ZM168 226V225H167ZM64 227V226H63ZM158 227V226H157ZM160 227V226H159ZM50 228V227H49ZM146 228H148L147 226H146ZM260 228V227H259ZM55 229V228H54ZM150 229H151V227H150ZM149 230V229H148ZM193 230V229H192ZM95 231V230H94ZM59 232V231H58ZM148 232V231H147ZM216 232V231H215ZM214 232V233H215ZM156 233V232H155ZM156 233V234H157ZM213 233V234H214ZM187 234H189L190 235V237H188V235ZM210 234V233H209ZM216 234V233H215ZM58 235V234H57ZM208 235V234H207ZM211 235V234H210ZM21 236V235H20ZM52 236V235H51ZM216 237V236H215ZM56 238V237H55ZM54 238V239H55ZM199 238V237H198ZM51 239V238H50ZM57 239H59V238H57ZM56 239V240H57ZM215 239H217V238H215ZM247 240V239H246ZM248 240H249V238H248ZM20 241H22V240H20ZM52 242H53V240H51ZM50 241V245L52 244V242ZM58 241H61L60 239L58 240ZM58 241H55L54 243H53V246H55L56 247V245H59V242ZM218 241V240H217ZM216 241V242H217ZM48 242V241H47ZM254 242V241H253ZM23 243V242H22ZM62 243V241L60 242V244ZM152 243V242H151ZM246 244H245V248H248L249 247V244H250V240L249 241H246L245 242ZM45 244V243H44ZM44 244H42V245H44ZM153 245H154V243H152ZM151 244V245H152ZM187 244V245H186ZM62 245V244H61ZM60 245V246H61ZM184 245H185V247H184ZM47 246V245H46ZM46 246H43L44 248H46L45 250H48L49 251V249H47L48 248V246L46 247ZM52 246V245H51ZM51 246H49V248L51 247ZM59 246V247H60ZM156 246H158V245H156ZM146 248H148V247H146ZM155 248V247H154ZM192 248V247H191ZM252 248H253V246H252ZM51 249H52V247H51ZM50 249V250H51ZM62 249V248H61ZM184 249V250H183ZM43 250V249H42ZM53 250H54V248H53ZM53 250H51L52 252H53ZM56 250V249H55ZM55 250H54V253H56L55 252ZM244 250V249H243ZM46 252V251H45ZM50 252V251H49ZM65 252V251H64ZM188 252V251H187ZM44 253V252H43ZM142 253V252H141ZM157 253V252H156ZM33 254H34V252H33ZM50 254V253H49ZM158 254V253H157ZM246 254H247V251H246ZM246 254L244 255V258H239L238 260H240L239 262H240V264H246V259H245V257H246ZM51 255V254H50ZM54 255V254H53ZM83 255V254H82ZM170 255V256H169ZM249 255V254H248ZM41 256L42 255H40L39 257L41 258ZM60 256V255H59ZM66 256V255H65ZM64 256V257H65ZM84 256H86V255H84ZM185 256V255H184ZM54 257H56V258H58L57 256H54ZM53 257V258H54ZM61 257V256H60ZM63 257V256H62ZM136 257L138 258L139 257V254H137L136 255ZM250 257V256H249ZM249 257H248V259H249ZM52 258V259H53ZM81 258V257H80ZM149 258V257H148ZM158 258V257H157ZM44 259V258H43ZM59 259V258H58ZM70 259V258H69ZM68 259V260H69ZM84 259H85V257H84ZM84 259H83V261H84ZM46 260V259H45ZM49 260V259H48ZM54 260V259H53ZM64 260V259H63ZM62 260V261H63ZM67 260V259H66ZM66 260H65V262H66ZM150 260V259H149ZM42 261V260H41ZM51 261V260H50ZM56 261V260H55ZM61 261V262H62ZM81 261H82V259H81ZM176 261V260H175ZM249 261V260H248ZM86 262V261H85ZM43 264H44V262H42ZM47 263V262H46ZM54 263V262H53ZM56 263V262H55ZM63 263H64V261H63ZM66 263H68V261L66 262ZM157 263H159V262H157ZM48 264V263H47ZM171 264V263H170Z\"/></svg>",
    "mask_w": 264,
    "mask_h": 264
}]
</instances>
